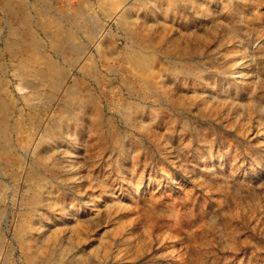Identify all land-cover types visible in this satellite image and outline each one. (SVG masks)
<instances>
[{"label": "rangeland", "instance_id": "rangeland-1", "mask_svg": "<svg viewBox=\"0 0 264 264\" xmlns=\"http://www.w3.org/2000/svg\"><path fill=\"white\" fill-rule=\"evenodd\" d=\"M0 264H264V0H0Z\"/></svg>", "mask_w": 264, "mask_h": 264}]
</instances>
